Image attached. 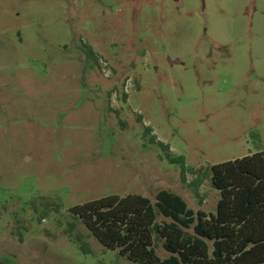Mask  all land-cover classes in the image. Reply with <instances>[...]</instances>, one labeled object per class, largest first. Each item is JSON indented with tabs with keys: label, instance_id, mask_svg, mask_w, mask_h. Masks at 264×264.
Here are the masks:
<instances>
[{
	"label": "rangeland",
	"instance_id": "1",
	"mask_svg": "<svg viewBox=\"0 0 264 264\" xmlns=\"http://www.w3.org/2000/svg\"><path fill=\"white\" fill-rule=\"evenodd\" d=\"M144 125L191 168L264 150V0H0V264H135L69 212L103 196L214 212Z\"/></svg>",
	"mask_w": 264,
	"mask_h": 264
},
{
	"label": "trees",
	"instance_id": "2",
	"mask_svg": "<svg viewBox=\"0 0 264 264\" xmlns=\"http://www.w3.org/2000/svg\"><path fill=\"white\" fill-rule=\"evenodd\" d=\"M81 47L87 61L99 66L93 48ZM137 120L142 122L140 116ZM151 132L150 126H143L144 139L160 149L161 158L179 167L183 183L187 172L195 174L189 186L199 199L200 186L210 179L220 194L215 211H194L179 194L160 189L154 201L141 194H112L76 204L70 214L106 250L135 264H264V150L191 168L185 155L174 153ZM66 234L82 253H92L76 223H69ZM159 247L165 256L159 255Z\"/></svg>",
	"mask_w": 264,
	"mask_h": 264
}]
</instances>
